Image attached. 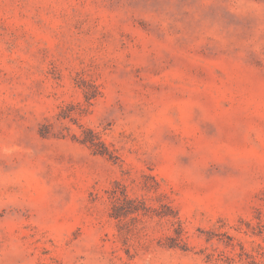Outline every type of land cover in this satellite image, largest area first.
<instances>
[{
  "label": "rangeland",
  "instance_id": "1",
  "mask_svg": "<svg viewBox=\"0 0 264 264\" xmlns=\"http://www.w3.org/2000/svg\"><path fill=\"white\" fill-rule=\"evenodd\" d=\"M0 264H264V0H0Z\"/></svg>",
  "mask_w": 264,
  "mask_h": 264
}]
</instances>
